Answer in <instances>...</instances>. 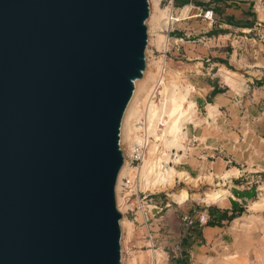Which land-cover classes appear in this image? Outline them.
Returning a JSON list of instances; mask_svg holds the SVG:
<instances>
[{
  "label": "water",
  "instance_id": "1",
  "mask_svg": "<svg viewBox=\"0 0 264 264\" xmlns=\"http://www.w3.org/2000/svg\"><path fill=\"white\" fill-rule=\"evenodd\" d=\"M148 0H0V264H121L120 127Z\"/></svg>",
  "mask_w": 264,
  "mask_h": 264
},
{
  "label": "crops",
  "instance_id": "2",
  "mask_svg": "<svg viewBox=\"0 0 264 264\" xmlns=\"http://www.w3.org/2000/svg\"><path fill=\"white\" fill-rule=\"evenodd\" d=\"M167 2L174 7L191 5L213 11L212 20H207L202 17L201 12L194 10L190 18L179 20L175 24L176 30L173 32L175 37H183V40L172 47L171 59L184 67L186 80L191 83L192 88L189 98L196 103L198 109H203L201 117L206 120L194 128L193 132L187 133L192 147L191 150H186L180 170L191 176L204 175L205 172L222 174L227 170L232 173V168L239 171L238 176L225 179L222 186H225L223 190L226 195L223 199L217 196L212 203L204 202L199 205L196 202L188 212H182V217L191 216L193 223L188 227L183 224V256L175 258L174 264H196L210 246L218 240L224 242L229 235L228 225L241 217L245 213L246 204L254 199L255 186H244L245 183L242 182L249 177V173L260 170L255 168L257 164L254 162L260 161V140L264 139V74L257 70L262 76H245L244 73L242 81L236 80V77L240 73L238 67H243L248 72L246 67H255L254 64H247L248 58L252 56L258 59V54L262 53V44L254 36L263 31L264 21L260 20L257 11V4L262 6L263 2ZM243 39L247 42H243ZM261 58L264 60V56ZM207 105L216 106L217 111L212 119L206 115ZM249 161L252 163L249 164ZM153 202L158 207V216L167 205L160 206L157 201ZM203 211L207 214V221L200 224L197 216ZM163 217L162 215V219ZM135 226L144 228L145 232L139 217ZM152 229L156 236L154 225Z\"/></svg>",
  "mask_w": 264,
  "mask_h": 264
},
{
  "label": "rangeland",
  "instance_id": "3",
  "mask_svg": "<svg viewBox=\"0 0 264 264\" xmlns=\"http://www.w3.org/2000/svg\"><path fill=\"white\" fill-rule=\"evenodd\" d=\"M149 3L153 6V8H155L156 16H158L159 9L165 11L170 9V4L167 0H149ZM261 7L264 8V3ZM173 20L175 19H171L170 16V23ZM178 21L179 20L175 21L174 25L170 27H167L170 24L164 25L163 29L158 28L156 21L153 22L151 25V31L153 32L151 33L152 42L148 44L147 50L145 51V60L146 63L150 65L149 72L153 75V79L155 78L150 84L151 86L156 83V79H159V74H161L160 72L156 75V71L158 68L163 70L165 64L167 69V72L164 71L166 74V82L168 81L167 83H170L169 85L173 86L176 92H182L185 88H187L186 92L189 93L191 83L186 80L187 76L185 75L184 67H182L181 64L174 62L170 56L172 47L177 45H174V40L168 37H175L173 32L176 30L175 24ZM262 21H264V19ZM172 27L173 29L171 30ZM262 30V33L254 36V38L262 44L260 46L262 47V53L258 54V59L250 56L247 61L248 63L246 62L250 65L254 64L255 67L253 69L251 67H246L248 72H245L243 67H238L240 73H237L239 76L236 77V80L242 81V74L244 73L245 76H262L260 72H257V70H260L264 74V60L261 58V56H264V22H262ZM168 32L170 34H168ZM159 33L165 35L166 37L165 42L160 44L156 43V35ZM248 38H250V35H248ZM245 41L247 42L246 39H243V42ZM253 44L257 45L255 43ZM197 114L198 116H202L203 109L197 108ZM193 129L194 128L189 125L187 133H189V131L193 132ZM189 137L184 138V141H182L185 152H180V158L173 160L175 161L174 167L177 170L182 169L180 166L183 165L185 160L184 155L186 150L188 148H190L188 150H191L192 142L188 140ZM260 144L261 148H259V151L262 157L260 156V161L257 160L254 163L257 164V167L255 168L257 170L259 168L262 171L258 170L256 173H249V177L244 179V182H242L245 183L244 186H255L254 199L246 204L245 213L242 214L241 217L235 219L237 220L236 222L233 220L232 223L228 225L227 232L229 235L224 239V242H219L218 240L215 244L210 246V248L200 257L196 264H264V139L260 140ZM129 147L130 146L127 147L128 152ZM256 149L258 150V147H256ZM250 163H252V161H249V164ZM251 168L252 167H249V169ZM224 173L230 172L227 170ZM224 173L213 174L205 172L204 175L192 176L195 179L205 175H208L209 177L191 182L189 184H186L188 181L173 178L169 188H165L166 190L160 191L155 190L153 201H157L160 206L167 205L158 214H162L164 216V232H159L154 237V248L152 250V248L149 247L150 243L147 242L143 236L144 228L135 226V223H132L134 231L127 235L124 244L123 257L125 262L128 261L134 254H144L146 255V264H174L175 257L172 256L171 247L174 244L176 237L184 231L182 212H188L189 208H192L196 202H199V205L204 204V202L212 203L213 198H217L220 191L225 189V186H222L223 183H225V179L238 176L239 171L236 168H232V173L228 177H223L225 175ZM251 176H254L253 179H251ZM243 177L244 176H242V178ZM240 178L238 180H240ZM183 187L188 192V200L178 204L168 194ZM124 216L127 220L131 221L130 214H124ZM155 252H161V256L158 260L155 258ZM229 255L234 256V258H228Z\"/></svg>",
  "mask_w": 264,
  "mask_h": 264
},
{
  "label": "bare ground",
  "instance_id": "4",
  "mask_svg": "<svg viewBox=\"0 0 264 264\" xmlns=\"http://www.w3.org/2000/svg\"><path fill=\"white\" fill-rule=\"evenodd\" d=\"M259 5L261 4L259 3ZM259 5L257 4L259 16L260 19L263 20L264 8ZM169 14L170 9H167V11L159 9L158 16H156L155 8H153V6L149 3V17L146 20L148 35L147 46L152 42L151 33L153 32L151 31V25L153 22L156 21L158 28L163 29L164 25L170 24ZM165 38V35L160 33L157 34L156 43L160 44L165 42ZM149 67L150 65L146 63L142 77L134 82V91L132 97L129 100L122 117L119 143L120 148L124 153V158L128 153L127 147L131 146V144L136 139V133L143 130L146 135L152 137V145L154 148L156 145H160L163 148L158 154L156 153L155 155H150L145 158L142 164L138 167L139 176L141 177L142 181H144V187H148L153 191H160L166 190L165 188H169L173 178H179L181 180L188 181L186 184L198 181L203 178H208L209 176L205 175L195 179L186 171L177 170L174 167L175 161H173L180 158V154L178 152H185L182 141H184V138L187 137V125L192 124L194 127H197L201 124V122L206 121L205 118L198 116L197 105L192 99L189 98V93L186 92L187 88H185L182 92H176L174 87L169 85L170 83H167L168 81L166 82L165 79L162 78V75L159 74L162 69L158 68L156 71V75L159 74V79H156V83L151 86L150 84L155 78L153 79V75L149 72ZM157 85H159L160 88V98L159 103L155 104L152 100V94ZM190 90H192V88ZM216 111V106L207 105V117L212 119L214 112ZM137 116L144 117L146 121V126L144 128L139 129L135 126V120L137 119ZM161 118H165L164 121L162 120L164 127L162 130H160V134H158L156 124ZM168 152H172L171 154L175 152V155H169ZM163 162H165L164 165H162ZM134 172L135 169H131L126 163V159H123V165L118 173L115 185L116 205L119 211L122 213V218L120 220L121 264H146V255L144 254H134L126 262L123 257L124 244L127 235L132 233L134 230L132 227V221L127 220L124 216L125 209H127L128 205H125L122 200L120 194V185L122 177L125 175L131 176ZM224 174L225 175L223 177H228L231 175V173ZM168 195L178 204L188 200V192L184 187ZM225 195V191L221 190L218 198L223 199ZM236 221L237 220L234 222ZM160 256L161 252H155V258L157 260ZM228 258L232 259L234 256L229 255Z\"/></svg>",
  "mask_w": 264,
  "mask_h": 264
},
{
  "label": "built area",
  "instance_id": "5",
  "mask_svg": "<svg viewBox=\"0 0 264 264\" xmlns=\"http://www.w3.org/2000/svg\"><path fill=\"white\" fill-rule=\"evenodd\" d=\"M262 2L264 3V0H262ZM169 4L171 9L170 10L171 19H175V20H173L170 23V25H168L167 27L173 26L174 22L177 20L190 18L193 15L194 10L201 12L203 18L207 20H212L213 11L211 9L202 10L201 8L200 9L195 8L191 5L174 7L172 3ZM172 29L173 27L171 28V30ZM168 34L170 33L168 32ZM168 38L174 40V45H177L183 40V37H168ZM164 71L167 72L165 64H164V69L161 71L160 75H162V78H164L166 81L165 78L166 74ZM159 91L160 88L159 85H157L152 94V100L154 101L155 104L159 103V98H160ZM160 120L156 124L158 134H160V130H162V128L164 127L163 121L165 120V118H161ZM135 126L138 127L139 129L144 128L146 126V121L144 117L137 116V119L135 120ZM152 140H153L152 137L146 135L143 130L138 131L136 133V139L131 144L128 154L125 155V158L123 156V159H126V163L128 164V166L131 169L134 168L135 172L131 176L125 175L124 177H122L121 185H120L121 187L120 194L123 202L128 205V208L125 210L124 214H130L132 223H137L138 217L140 218L141 224L145 227V232L143 236L147 240V242L150 243L149 247H151L153 250L154 248L153 241L155 234L152 229V226L154 225L156 227L157 233L159 232L163 233L165 229L164 228L165 222L162 219V215L156 216L159 211L157 205L153 202V195L155 194V192L149 189L148 187H144L143 184L144 181H142L138 171V167L142 164L145 158H147L150 155H155L156 153L158 154L163 149L162 146L160 145H156V147L154 148L152 145ZM168 153L169 155L172 156L175 155V152L173 154H171L172 152H168ZM178 153L180 154V152ZM164 164L165 162H163L162 165ZM182 218H183L182 219L183 224L186 227H188L193 223V219L191 216H183ZM197 220L200 224L206 223L207 221L206 212L203 211L199 213L197 216ZM183 236H184L183 234H179L176 237L174 244L171 247L172 256L175 258H182L183 256V247H182Z\"/></svg>",
  "mask_w": 264,
  "mask_h": 264
}]
</instances>
